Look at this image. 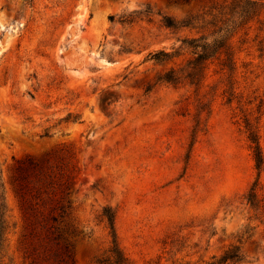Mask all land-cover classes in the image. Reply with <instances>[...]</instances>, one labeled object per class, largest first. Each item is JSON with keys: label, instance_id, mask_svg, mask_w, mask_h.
Segmentation results:
<instances>
[{"label": "rangeland", "instance_id": "rangeland-1", "mask_svg": "<svg viewBox=\"0 0 264 264\" xmlns=\"http://www.w3.org/2000/svg\"><path fill=\"white\" fill-rule=\"evenodd\" d=\"M249 1L0 0V264H115L109 217L120 264H264V0ZM221 35L188 76L184 40Z\"/></svg>", "mask_w": 264, "mask_h": 264}, {"label": "trees", "instance_id": "trees-1", "mask_svg": "<svg viewBox=\"0 0 264 264\" xmlns=\"http://www.w3.org/2000/svg\"><path fill=\"white\" fill-rule=\"evenodd\" d=\"M182 1L188 2L190 0H182ZM246 3L249 4V6H251L253 5L254 2L246 0ZM240 15L245 17L246 15H248V10H241ZM164 24L169 28H176L178 26V23L171 18H165ZM181 26H186V24H181ZM226 39L227 37L225 35H221L220 38H215L210 42L207 41L205 38L184 40V42L187 44V47L191 49V52L194 55L193 59L189 62L191 71L189 72L188 76L193 77L194 75L197 74L201 76L204 68L203 66L204 61L222 52L221 51L222 48L226 46ZM224 52L228 54L226 50ZM171 57L172 54L164 50H159L151 54V58L157 61L168 60ZM177 78L178 77L171 70L166 72L163 76V79L167 82H175ZM250 139L251 142L253 143V158L255 161V167L257 169H260L263 163L262 153L255 135H251ZM253 199H254L253 193L250 192L249 201L252 205L255 204ZM4 210L5 207H4L3 197L0 192V249L2 247V243L4 240V233H5ZM108 223L112 233L111 250L113 253L117 255V257L114 259V263L120 264L123 263L125 259L122 257L121 250L119 249L118 243L116 241L114 228H113V217L108 218ZM238 258L239 256L237 253H235L234 251H228L220 257L218 263H224L228 260L233 261L234 259H238ZM209 264H214V263H209Z\"/></svg>", "mask_w": 264, "mask_h": 264}]
</instances>
